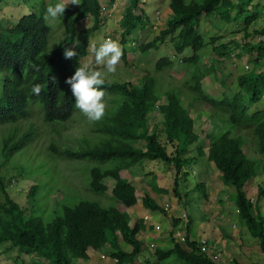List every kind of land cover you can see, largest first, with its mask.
Returning <instances> with one entry per match:
<instances>
[{"label": "trees", "instance_id": "trees-1", "mask_svg": "<svg viewBox=\"0 0 264 264\" xmlns=\"http://www.w3.org/2000/svg\"><path fill=\"white\" fill-rule=\"evenodd\" d=\"M115 2L116 0H110L109 4L113 5ZM146 2L147 0H129V6L121 17L120 41L122 59L125 62L126 42L137 30L151 23L144 7ZM254 2L255 0H170L172 15L167 20V27L152 41L141 44L140 50L148 56L150 50L158 49L159 43L164 42L169 35L172 36L178 55H182L186 48H191V56L179 58L190 69L188 85L191 93L185 95L181 91L167 89L160 94L156 78L148 75L137 84L104 78V84L98 87L105 92L104 97L113 99L116 107L108 109L104 117L97 121L96 130L107 136L97 143L89 142L92 145L80 149L53 150L67 158L89 159L94 162L95 166L90 171V188L105 194L109 187L104 181L114 179L112 195L127 208L138 203L137 188L120 172L135 169L136 165L145 160L175 167L174 192L180 196L181 180L187 177L189 179L191 163L199 156L206 155L200 134L195 130V119L185 103L186 98L192 99L190 104L204 101L213 107L212 115L208 117L213 120L214 127L205 136L209 141L208 168L214 163L222 180L234 187L238 215L260 240L264 252V216L258 207L264 195V187L259 186L257 201L248 197L245 190L252 178L264 174V159H261L264 157V110L251 111L248 106L264 97V68L258 71L254 67L252 71L238 75L239 90L232 97L225 93L222 97L206 93L203 80L216 76L217 73L215 66L206 61V54L213 53L224 58L231 53L232 48L221 42V37H213L207 44L199 31L203 15H216L228 23L237 22L245 15L246 41L237 46L246 52H257L253 60L255 66H264V40L256 43L248 41L251 36L249 25L261 14L258 9L245 11L250 6L256 7ZM64 4V20L61 18L60 23L65 32L61 34L57 48L50 52L47 51L49 39L44 9L22 15L16 23L14 20L11 27H4V22L0 21V70L4 73L0 87V123L15 124L28 118L31 115L30 106L37 105L35 102L41 106L39 108L43 112V121L50 125L56 121H68L78 110L70 86L65 84V80L74 75L77 68H86L82 61L91 53L89 45L92 34L103 25V6L100 0H79L75 7L70 3ZM234 9L235 14H232ZM85 19H91V25L81 29L80 25ZM253 32L264 36V25ZM64 49L74 50L76 56L65 59ZM174 64L170 58L162 57L156 61L155 70L172 67ZM33 66L38 67L39 71ZM36 84L42 88L39 95L31 92ZM163 96L167 97V103L158 104ZM156 107L163 115L162 132L167 142L160 140L159 131L150 132L148 114ZM33 134L35 136L33 125L18 140L10 133L3 137L0 147V193L4 197V202L0 201V246L11 243L15 249L12 254L15 259L13 264H28L31 256L46 258L51 264H73L78 259L88 260L89 251L99 252L108 244L114 250L113 257L117 264H139L141 256L145 255L144 264H162V261L173 255L187 264H225L218 263L212 256L198 254L199 244L190 237L189 222L186 245L176 242L173 231L169 230L172 245L158 247L152 252L144 240L139 238L146 220L140 219L132 225L131 216L116 203L103 206L91 200H83L75 205L57 202V213L51 221L46 222L42 218L25 219V211L9 195L11 179L8 183L5 182L2 169L4 162L23 152L31 138L33 139ZM249 138L255 142L258 156L262 157L255 159L246 153ZM138 140L144 141L145 146H137L135 141ZM169 143L174 146L173 152L168 150ZM194 144L198 145L199 151V155L195 157L188 155ZM36 171L40 172L38 169ZM153 177L151 184L154 189L164 192L157 186L159 176ZM196 188L199 189V186L196 185ZM37 190L36 186L32 188L31 197H36ZM142 192V204L145 208L166 213V209L148 190L143 189ZM204 194L206 195L205 190ZM179 223V218L173 220L175 227ZM122 240L132 247L131 251L122 246ZM229 264L238 263L234 260Z\"/></svg>", "mask_w": 264, "mask_h": 264}, {"label": "rangeland", "instance_id": "rangeland-1", "mask_svg": "<svg viewBox=\"0 0 264 264\" xmlns=\"http://www.w3.org/2000/svg\"><path fill=\"white\" fill-rule=\"evenodd\" d=\"M100 1L103 3V7H106L103 11V25L92 34L89 45L91 53H88L84 58L83 65L90 71H100L104 78L131 81L134 84L139 83L143 77L148 75V77L156 78L157 90L160 94L162 90L169 89L189 95L191 93L188 85L190 69H188L187 63L179 61V58L186 55L191 56L193 54L191 48H186L182 55H178L171 39L172 36L169 35L164 42L159 43L158 49H151L148 56L140 50L141 44L152 41L161 30L167 27V20L172 15L170 0H147L144 7L151 18V23L147 24L145 28L137 30L126 42L127 62L121 58L116 66L115 73H108L104 65L95 62V52L92 45L95 44L96 48H99L103 39L111 38L121 46L122 29L120 22L126 8L129 6V0H116L113 5L109 4L110 0ZM45 2L43 3V0H3L0 2V21L4 22V27H11L14 20H16V23L22 15L29 14L33 10L40 12L44 9L46 11L49 5L55 6V4L62 2L72 4L71 0H56L55 2L45 0ZM254 4H256V7L245 8L246 12L257 9L261 11L260 16L249 25L251 36L248 41L252 43L264 40V36L253 32L256 29H261L264 25V0H255ZM73 6L75 7V5ZM235 11L236 9L233 10L232 14H235ZM61 18L64 20V15H58L51 23L46 21V31L49 39L47 51L49 52L57 48L61 40L60 36L65 32L60 23ZM244 18L245 15H242L237 22L228 23L216 15L202 16L199 31L204 36L205 42L209 44L213 37H221V42L232 48L231 53L224 58H220L213 53L206 54V61L213 64L217 72L216 76L206 77L202 82L204 91L208 94L222 97L225 93L232 97L239 90L238 75L249 72L254 67L258 71L264 68L263 64L255 66L253 60L257 52H246V50L237 46V44L246 41ZM91 22V19L83 20L80 28L89 27ZM162 57L170 58L175 62L174 66L155 70L156 61ZM3 74V71L0 70V87L4 80ZM221 79H224V81L222 82ZM190 101L192 99L187 97L185 103L191 115H212L213 107L210 104L201 100L190 104ZM35 103L37 105L32 104L30 106L31 115L28 118L15 124L0 123V147L3 137L12 133L18 140L33 125L35 136L33 134L31 142L27 144L21 154L15 155L8 162H4L2 169L5 182L8 183L11 179L8 187L9 195L25 211V219H28V217L31 220L42 218L48 222L57 213L55 212L57 202L75 205L83 200H91L99 202L103 206L116 203L121 209L128 212L132 218L131 224L134 225L145 216L142 214L143 211L140 210V208L145 209L142 204V190L144 189L148 190L152 196L154 195L162 207L165 208V204H169L168 209L165 208L166 213L146 211V215H151L153 220L146 221V224H148L147 229L139 234V238L144 240L145 245L149 246L152 252L158 247L166 248L172 245V238L169 234L173 228L171 227L170 231L168 228L175 218L186 212L189 216L190 237L194 239L201 237L211 239L212 246L218 248L216 252L221 254L223 260L230 261L233 259L238 264H255L264 261V252L260 240L251 233L238 215L234 187L222 180L214 163H211L214 168L211 166L213 174H210L206 155L199 156L191 163L189 179L187 177L185 180H181L180 196L174 192L175 167L171 164H154L150 160H145L136 165L135 169L122 170L121 175L131 180L137 188L138 203L135 207H138V209L133 208L130 210L131 207L127 208L122 202L113 197L114 179L108 178L104 181L109 187L105 194L97 193L90 188V171L95 166L94 162L89 161V159L67 158L53 150V148L75 150L92 145L89 142H99L107 135L105 133L100 134L96 130L97 121H90L78 109L75 115L66 122L56 121L51 125L46 124L43 121V112L39 108L40 104ZM104 103L106 104L105 114L108 109L116 107L111 97H104ZM164 103H167L166 96H163L158 104ZM248 106L251 111L264 110V97ZM148 115L150 132L159 131L160 140L167 142L162 132L163 115L160 110L156 107ZM153 126L154 128H151ZM200 134L203 146L206 147L208 140L205 138L204 130ZM135 142L137 146H145L142 140ZM246 143V153L250 157L255 159L262 157L258 156L255 142L251 138ZM168 150L170 152L174 151L172 143L168 144ZM188 155L198 156L193 151H190ZM261 159H264V157ZM36 169L40 171V174ZM154 175L159 176L164 192L156 191L151 184ZM159 181L157 180V185ZM196 185L199 186V189L196 188ZM260 185L264 187V174L257 175L248 182L247 187H245L248 197L257 201ZM34 186L38 187L35 198L30 195V191ZM0 201L4 202L1 193ZM258 207L261 208L260 212L264 216V195L260 199ZM154 224H160L162 230L157 231ZM121 243L126 250L131 251L132 247L129 244L123 240ZM14 250L10 242L3 243L0 246V264H13L15 259L12 254ZM113 252V248L108 244L103 250L93 252L90 256L91 261L84 262L83 259H80L83 263L73 264H117ZM145 257L146 255L141 256L139 264H144ZM28 260V264H51L46 258L31 256ZM18 262L21 263V260H18ZM162 264L187 263L173 255L162 261Z\"/></svg>", "mask_w": 264, "mask_h": 264}, {"label": "clouds", "instance_id": "clouds-1", "mask_svg": "<svg viewBox=\"0 0 264 264\" xmlns=\"http://www.w3.org/2000/svg\"><path fill=\"white\" fill-rule=\"evenodd\" d=\"M71 3L73 5H78L79 0H71ZM101 4L103 6L102 2ZM105 9L106 7H103V11ZM64 12H65L64 3H57L55 4V6L49 5L46 9L44 19L48 23H51L57 18L58 15H63ZM92 48L93 51L95 52V62L99 65H104L108 73H115L116 66L121 61V58L123 56V50L119 45V43L117 41H113L111 38H108L102 40V43H100L99 48H96L95 44L92 45ZM75 56L76 53L74 50L64 49L65 59H72ZM33 67L36 68V71H39L38 67L36 66ZM104 82L105 81L103 74L100 71H95V70L90 71L84 67L77 68L74 72V75L66 78L65 80V84L70 86L71 94L75 98L76 108H78L90 121L93 122L101 120L105 115V110H106V104L104 103L105 92L98 87L100 85H103ZM41 90H42L41 85L36 84L32 87L31 92L34 93L35 95H39ZM166 205H168L169 207V204L167 203L165 204V208L168 209ZM156 212L159 211H154V213ZM183 213H181L178 216V218L180 219V223H181L180 216ZM188 222H189V216H188ZM179 224L177 225V227L179 226ZM171 227L173 228L172 230L173 232L177 228L174 226L173 223L171 224V226H169L168 229L170 230ZM191 239L194 238L191 237ZM199 239H195L197 240V243ZM186 242L180 244L186 245ZM73 263H79V261L76 260Z\"/></svg>", "mask_w": 264, "mask_h": 264}, {"label": "built area", "instance_id": "built-area-1", "mask_svg": "<svg viewBox=\"0 0 264 264\" xmlns=\"http://www.w3.org/2000/svg\"><path fill=\"white\" fill-rule=\"evenodd\" d=\"M246 68H248V66H246ZM166 207H168V205H166ZM181 223L179 224V226L174 230L173 232V236L176 239V242L178 243H185L187 241L186 239V233H187V226H188V215L186 213H183L181 216ZM144 219L146 221H151L153 220L151 215H146L144 216ZM155 229L157 231L162 230V226L160 224H154ZM199 243V247H198V253L202 254V255H209L212 256L214 260L218 261L219 263H225V264H229L233 262V259H231L230 261L227 260H223L221 258V254L216 252V247L213 245L212 246V240L208 239L207 237H201L198 240Z\"/></svg>", "mask_w": 264, "mask_h": 264}, {"label": "crops", "instance_id": "crops-1", "mask_svg": "<svg viewBox=\"0 0 264 264\" xmlns=\"http://www.w3.org/2000/svg\"><path fill=\"white\" fill-rule=\"evenodd\" d=\"M192 117L195 119V130H196V132L197 133H201V131L202 130H204V135L206 136L207 135V133L214 127V124H213V120L212 119H210L209 117H208V115H203L202 117H198V115H192ZM201 135V134H200ZM190 151H193L194 153H195V155H198V153H199V151H198V145L197 144H194L193 146H192V149L190 150ZM204 151L206 152V156H208V151H209V142H208V144L206 145V147H204ZM213 166V165H212ZM213 168H214V166H213ZM209 172H210V174H213V172H212V168H210L209 169ZM123 176V175H122ZM130 182H131V180H129ZM158 181H159V179H158ZM133 183V182H132ZM159 188H163V185H162V183L159 181L158 182V185H157ZM161 195V194H160ZM154 196V195H153ZM154 198L158 201V199L154 196ZM159 202V201H158ZM144 207V206H143ZM138 209V207H135V206H133V207H131L130 208V210L131 209ZM140 210H142L143 212H142V214H144V215H146L147 214V212H148V210L149 209H147V208H145V209H143V208H140ZM147 211V212H146ZM147 226H148V224H146L145 223V228H144V230L143 231H146V229H147ZM93 252H95V251H89V256H91V254L93 253ZM91 261V257H90V259H88V260H83L84 262L85 261ZM79 261V263H83V261H80V260H78ZM262 262H264V261H262ZM262 262H260V263H262Z\"/></svg>", "mask_w": 264, "mask_h": 264}]
</instances>
